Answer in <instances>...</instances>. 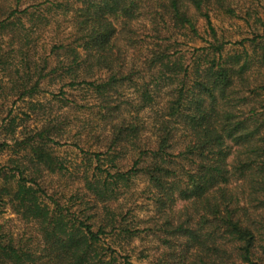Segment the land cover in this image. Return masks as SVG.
Masks as SVG:
<instances>
[{
    "label": "trees",
    "instance_id": "trees-1",
    "mask_svg": "<svg viewBox=\"0 0 264 264\" xmlns=\"http://www.w3.org/2000/svg\"><path fill=\"white\" fill-rule=\"evenodd\" d=\"M243 1L264 8L0 0V97L34 112L51 76L69 107L34 128L25 110L0 120V151L13 150L0 167V264H130L137 238L158 244L148 264H264V22ZM223 18L250 35L221 34ZM181 36L204 43L184 50ZM64 144L82 154L79 185L55 151ZM8 208L20 231L2 220Z\"/></svg>",
    "mask_w": 264,
    "mask_h": 264
},
{
    "label": "rangeland",
    "instance_id": "rangeland-1",
    "mask_svg": "<svg viewBox=\"0 0 264 264\" xmlns=\"http://www.w3.org/2000/svg\"><path fill=\"white\" fill-rule=\"evenodd\" d=\"M240 5L245 7H254L255 9H258L260 15L262 17V20L264 22V8L259 6H254L249 1H243L240 3ZM214 23L217 25V27L220 30V33H225L228 36H231L233 40H241L244 37H248L250 35L249 27L243 20L241 21H234L229 18H223V20H217L214 19ZM258 27L260 30L264 31V23H258ZM206 21L204 19H200L199 21V29L201 33L207 37L206 34ZM180 39H183L181 36ZM182 41H185L184 45L182 46L184 50H192L194 46H201L203 45V40L201 39H195L192 40L190 38H184ZM187 58L190 59L192 57V53L186 52ZM51 76H49L44 82H43V89L42 92L37 95L35 98H33L34 101H40L41 106H39V109L36 111L29 110L30 101H16V98L10 97V99H3L0 97L1 102H5L4 106L0 105V120L2 117H4L10 109L13 110V114H20L23 115V111H29L31 113V118L33 119L31 121V128H34L38 125L42 124V120L46 119L49 116L59 115L64 111L69 110V107L65 106L66 102L61 99V95L59 93L61 88L60 82H54L52 80ZM73 92L74 95L79 93L78 90H70L69 92ZM68 92V93H69ZM59 96V97H57ZM74 114V112H73ZM90 114H84L83 117H89ZM90 117H93V115H90ZM81 126V121L78 122V125H75L72 127L71 133H76ZM71 136V135H69ZM5 133H1L0 139H4ZM86 139V138H85ZM74 140V138H73ZM64 142L66 140H63ZM57 149L55 151L57 154L61 155L67 160V165L70 166L71 172L69 175V179L71 182V185H79V180L82 177L83 171L85 169V166L82 165L83 159L82 154L80 153L79 149L73 145L70 144H64L62 146H56ZM13 154L12 149H5L4 151H0V167L4 164H7L9 159L11 158ZM144 181H138L137 189H143L144 188ZM138 203L140 207L137 208L136 212L138 216H140L143 219L148 220L150 216L154 214V205L153 202L150 204V201L145 199L144 197H141L138 199ZM2 220L6 224L8 228L13 227L16 231H20L24 226L25 222L21 220L19 215L15 214L11 208H8L4 214L1 216ZM147 223H142L141 227H145ZM158 246L157 242L152 238H137L134 239L131 244L127 245L126 248L132 257L130 258L131 263L130 264H148L149 260L148 258L144 257L143 255L147 254H154L155 253V247ZM146 249V251L144 250ZM144 253V254H142Z\"/></svg>",
    "mask_w": 264,
    "mask_h": 264
}]
</instances>
